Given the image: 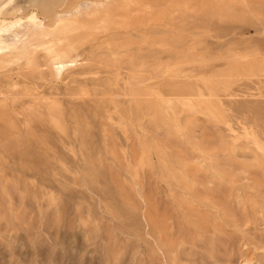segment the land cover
Returning a JSON list of instances; mask_svg holds the SVG:
<instances>
[{
  "label": "rangeland",
  "instance_id": "obj_1",
  "mask_svg": "<svg viewBox=\"0 0 264 264\" xmlns=\"http://www.w3.org/2000/svg\"><path fill=\"white\" fill-rule=\"evenodd\" d=\"M1 30L0 264H264V0H0Z\"/></svg>",
  "mask_w": 264,
  "mask_h": 264
},
{
  "label": "bare ground",
  "instance_id": "obj_2",
  "mask_svg": "<svg viewBox=\"0 0 264 264\" xmlns=\"http://www.w3.org/2000/svg\"><path fill=\"white\" fill-rule=\"evenodd\" d=\"M147 8V7H146ZM86 11V10H85ZM80 15H81V13H80ZM32 18V17H31ZM71 18V17H70ZM74 19V18H73ZM72 26V25H71ZM68 28H69V26H68ZM41 30L42 29V26L41 25H39V24H37V27H36V30ZM32 33V29L31 28H29V31H28V33L27 34H25V35H23V37L20 39V38H18L17 40L20 42H26V40L27 39H29V37H30V34ZM3 31L1 30L0 31V40H4L3 39ZM47 40V39H46ZM36 41V40H35ZM52 42V41H51ZM15 43L16 42H14V43H12V44H10V46H13V45H15ZM4 44H6V42L4 43ZM24 45V44H23ZM35 45V44H34ZM54 45V44H53ZM67 48V47H66ZM18 51V50H17ZM9 53V52H8ZM67 53V50L65 51V50H61V51H58V52H56L55 53V55H54V60L56 61L55 62V64H59L60 65V67H59V70L58 71H61L63 68H64V64H65V62H64V58H65V55H68V54H66ZM57 67V66H56ZM54 68V67H53Z\"/></svg>",
  "mask_w": 264,
  "mask_h": 264
}]
</instances>
